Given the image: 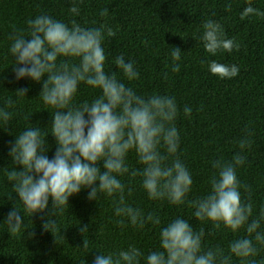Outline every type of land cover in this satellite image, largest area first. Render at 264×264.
Wrapping results in <instances>:
<instances>
[{"label": "trees", "instance_id": "obj_1", "mask_svg": "<svg viewBox=\"0 0 264 264\" xmlns=\"http://www.w3.org/2000/svg\"><path fill=\"white\" fill-rule=\"evenodd\" d=\"M248 3L264 11V0H0V107L9 97L15 101L9 109L10 121L0 127V264H91L101 252L125 249L129 244L146 254L158 247L160 227L178 216L189 220L194 230L203 229L205 250L220 248L228 257V264H242L228 246L248 235L246 226L232 232L222 224L216 228L210 221H198L192 216L190 202L209 191V178L216 172L213 161H231L234 154L240 153L245 162L236 173L241 200L252 209L248 223L258 219L264 209V16L251 14L242 19L240 14ZM74 4L78 14L70 12ZM104 9L107 14L102 16ZM41 14L65 23L75 20L83 27L111 28L115 35L109 37L105 33L102 42L107 57L105 72H115L138 95L157 93L175 98V125L180 140L177 153L169 162L179 158L191 173L193 183L185 202L174 205L167 200L149 199L140 187V177H119L125 185V201L145 214L159 216V225H131L126 217L115 214L119 194H101L96 200H89L88 188L70 196L68 205L57 212L53 232L42 227L51 215V198L44 212L30 215L24 211L5 175L13 167L9 147L26 127L37 126L42 132H49L50 112L54 110L39 97L42 81L15 79V58L8 47L9 37L25 31L27 21ZM207 19L220 23L226 38L238 47L215 55L205 51L200 35ZM173 47L181 49V58L176 61L180 65L178 72L172 71ZM120 54L133 62L139 73L137 79L128 81L112 63ZM212 60L236 65L239 71L233 77L221 78L209 71ZM46 78L45 75L42 80ZM20 88L27 89L26 96L15 94ZM98 95V89L80 83L74 102H90ZM186 105L192 109L189 116L183 113ZM45 140V154L51 159L57 147L55 138L49 133ZM241 141L246 142L243 149ZM126 162L130 171L142 167L135 152L128 154ZM13 206L21 211L23 224L20 231L10 234L3 221ZM85 225L87 231L82 233L80 228ZM258 230L264 232V221ZM84 240L87 248L83 247ZM255 246L257 253L249 259L259 264L264 261V246Z\"/></svg>", "mask_w": 264, "mask_h": 264}, {"label": "clouds", "instance_id": "obj_2", "mask_svg": "<svg viewBox=\"0 0 264 264\" xmlns=\"http://www.w3.org/2000/svg\"><path fill=\"white\" fill-rule=\"evenodd\" d=\"M70 12L78 14L79 9L74 4ZM100 14L106 15L107 9ZM251 14L264 16V11L248 3L240 15L243 19ZM27 26L25 31L9 37L8 52L15 58V79L42 81L39 97L54 111L50 112L49 132H42L37 126L26 127L9 147L13 167L5 175L24 211L30 215L44 212L51 198V215L42 227L53 232L57 212L68 205L70 196L88 188L89 200H96L101 194H119L115 214L126 217L131 225L140 228L146 222L159 225V216L145 214L125 201V185L119 177L126 174L140 177V187L149 199L167 200L174 205L185 202L193 183L191 173L179 158L169 162L177 153L180 140L175 125L178 116L175 98L157 93L138 95L115 72H105L107 57L102 42L105 33L109 37L115 35L111 28L83 27L75 20L65 23L47 14L29 19ZM202 29L200 40L208 53L231 52L233 47H238L226 38L217 21L205 20ZM180 53L179 47L172 48L173 72L180 70L176 63ZM112 63L128 81L139 77L133 62L126 61L122 54L115 56ZM208 69L221 78L233 77L239 71L236 65L215 60L209 62ZM45 75L47 78L42 80ZM80 83L98 89L99 95L90 102L76 104L74 97ZM26 92L27 89L20 88L15 94L26 96ZM14 104L9 97L0 107V127L10 121L9 109ZM191 111L187 105L183 109L185 116ZM49 133L57 145L51 159L45 154V138ZM245 143L240 142L241 149ZM130 152H135L137 162L142 165L140 169L130 171L126 162ZM244 162L245 157L240 153L234 154L231 161H213L216 172L209 178V191L190 203L194 209L192 216L198 221H210L216 228L222 224L232 232L246 226L248 235L232 241L229 252L240 258L242 264H258L249 258L257 253L255 244L264 246V232L258 230L264 221V209L258 219L248 223L252 209L241 200V184L236 173ZM20 213L13 206L3 221L10 234L21 230ZM80 231H87V225ZM203 236V229L194 230L189 220L178 216L160 227L157 248L145 254L129 244L125 249L101 252L91 264H141V261L143 264H228L222 249L203 248ZM83 247H88L86 240Z\"/></svg>", "mask_w": 264, "mask_h": 264}]
</instances>
